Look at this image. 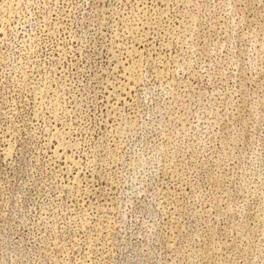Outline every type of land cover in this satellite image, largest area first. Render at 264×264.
Wrapping results in <instances>:
<instances>
[{
	"label": "rangeland",
	"instance_id": "obj_1",
	"mask_svg": "<svg viewBox=\"0 0 264 264\" xmlns=\"http://www.w3.org/2000/svg\"><path fill=\"white\" fill-rule=\"evenodd\" d=\"M0 264H264V0H0Z\"/></svg>",
	"mask_w": 264,
	"mask_h": 264
}]
</instances>
